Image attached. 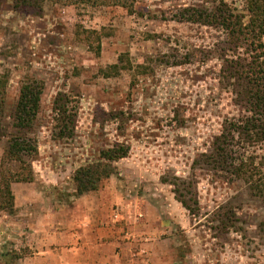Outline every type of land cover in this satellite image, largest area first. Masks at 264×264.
<instances>
[{
    "label": "rangeland",
    "instance_id": "rangeland-1",
    "mask_svg": "<svg viewBox=\"0 0 264 264\" xmlns=\"http://www.w3.org/2000/svg\"><path fill=\"white\" fill-rule=\"evenodd\" d=\"M68 1L20 7L16 0H0V76L7 81L3 130L14 133L22 84H44L33 133L35 179L13 184L16 211L0 214V264H27L41 220L55 202L69 204L78 196L75 171L119 143L129 145L130 154L115 163V175L95 193L127 217L119 218L120 228L134 227L137 245L128 264H264V198L243 180L231 182L194 166L210 152L224 120L242 110L220 80L216 49L222 34L153 18L224 1L247 20V0H151L138 4L133 14ZM80 26L108 35L99 56L77 37ZM121 55L124 69L103 76L101 71L119 64ZM60 93L77 111L71 139L57 138L54 130ZM7 141L0 139V160ZM256 151V164L262 163L264 150ZM259 171L256 179L264 176V167ZM177 190L198 209L195 213L178 201Z\"/></svg>",
    "mask_w": 264,
    "mask_h": 264
},
{
    "label": "trees",
    "instance_id": "trees-1",
    "mask_svg": "<svg viewBox=\"0 0 264 264\" xmlns=\"http://www.w3.org/2000/svg\"><path fill=\"white\" fill-rule=\"evenodd\" d=\"M16 1L20 7H31L38 2ZM146 1L151 0H70L68 3L76 6H117L133 14L138 4ZM247 11L248 19L245 20L246 16L220 1L211 9L191 6L179 10L172 17L162 15L153 18L198 24L222 34L223 40L216 49L222 62L220 80L231 90L235 104L242 110L238 116L224 120L220 133L213 139L210 152L202 154L194 166H206L231 182L243 180L264 198V176L255 177L264 167V157L260 158L262 163L256 164L259 158L256 150H264V0H247ZM78 28L77 37L83 36L84 42L99 56L102 40L108 35L103 29ZM124 58L125 55H121L119 64L102 70L101 74L105 77L119 74L124 69L121 66ZM6 87V78L0 76V139L8 138V146L0 160V214L13 215L16 211L13 184L32 183L35 179L32 162L38 154V140L33 133L39 120L44 84L38 80L22 84L12 116L11 129L14 133L11 134L1 125ZM70 103L72 101L64 93H60L54 102V130L59 139L75 136L77 111ZM130 150L129 145L115 144L102 150L97 162L77 169L73 176L76 194L82 196L98 192L102 184L115 175V163L127 158ZM176 193L179 194L178 201L190 213L198 210L180 195V191Z\"/></svg>",
    "mask_w": 264,
    "mask_h": 264
},
{
    "label": "crops",
    "instance_id": "crops-1",
    "mask_svg": "<svg viewBox=\"0 0 264 264\" xmlns=\"http://www.w3.org/2000/svg\"><path fill=\"white\" fill-rule=\"evenodd\" d=\"M102 196H77L67 207L55 202L33 235L34 253L27 264H128L129 251L137 245L131 236L134 227L120 228L119 218L127 217L116 214L113 203Z\"/></svg>",
    "mask_w": 264,
    "mask_h": 264
}]
</instances>
